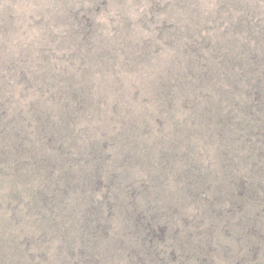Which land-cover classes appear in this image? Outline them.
<instances>
[{"label":"rangeland","instance_id":"rangeland-1","mask_svg":"<svg viewBox=\"0 0 264 264\" xmlns=\"http://www.w3.org/2000/svg\"><path fill=\"white\" fill-rule=\"evenodd\" d=\"M257 115L264 0H0V264H264Z\"/></svg>","mask_w":264,"mask_h":264},{"label":"trees","instance_id":"trees-1","mask_svg":"<svg viewBox=\"0 0 264 264\" xmlns=\"http://www.w3.org/2000/svg\"><path fill=\"white\" fill-rule=\"evenodd\" d=\"M258 93H259V96H258ZM260 90L257 88V90L254 92V95H252V97L254 98V96H256V97H258V98H260ZM247 109L250 111V110H252V111H250L249 113L250 114H252V112H256L257 110L256 109H253L252 108V106H248L247 107ZM219 114H220V112H218ZM221 115V114H220ZM257 124H258V126L260 125V126H263L264 127V116H261V115H257ZM261 149V148H260ZM198 168H199V166L198 165H196V164H193V165H189L187 168H186V170H185V174L187 175V177L189 178H192L191 176H194V177H197V175H195V174H197V172L199 171L198 170ZM200 178H197V179H195V180H199ZM247 181L248 180H244V181H242L241 182V180L240 181H238L237 183H238V186L236 187L237 188V190L238 191H241V192H243L244 190L246 191V189H248L247 187H246V183H247ZM241 186L243 187V188H241ZM237 202L239 203V200H237ZM238 203H235V204H238ZM237 208V207H236ZM148 225V224H147ZM250 231V230H249Z\"/></svg>","mask_w":264,"mask_h":264}]
</instances>
